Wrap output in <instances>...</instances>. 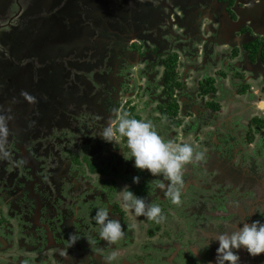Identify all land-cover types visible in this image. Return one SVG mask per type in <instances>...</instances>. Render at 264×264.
Returning <instances> with one entry per match:
<instances>
[{
    "label": "rangeland",
    "instance_id": "1",
    "mask_svg": "<svg viewBox=\"0 0 264 264\" xmlns=\"http://www.w3.org/2000/svg\"><path fill=\"white\" fill-rule=\"evenodd\" d=\"M98 1L101 0H52V2H50L49 4L46 2V0H21L20 3L25 4V11L27 10L29 12V15L27 17H24L22 15L23 12H21L24 10L22 6L20 7V9L11 6L15 2V0H0V88H2L4 92H7V89L5 88V85L7 83V69L4 66H6L7 59L11 58L15 61L16 65H20L19 77L16 78L19 87L18 85L13 86L17 89L19 88L22 91L23 96L22 98L18 96L17 99L24 100V103L27 102L28 107L30 108L29 110L21 109L18 115H16L14 118H10L11 121L18 120L19 123L24 124V120L22 119V117L28 115V117L31 118L30 120H28L27 126L25 125L24 129L27 130L28 128L33 127L31 125L33 122L38 123L39 121H43L45 119L44 113L40 110V107H42L44 104L50 105L52 107H57L54 109H59V111L61 112L60 116L63 119V122L61 121L59 123V126L57 127L62 128L61 131H67L65 138H61V140L55 137L53 138L55 149L47 144L45 138L40 139L42 142L40 140H35L34 145L29 148V152L33 154L34 158L36 159V164H38L36 171H40L39 179L42 176L47 179L49 176L51 177L60 169V171L62 172V168L64 167L63 163L69 162L71 166L72 163L70 162V159L73 158L72 156L74 155V147L80 148L87 146L89 149L91 148V150H95V155L102 160L103 167L108 172H110V175H115L119 172L120 169H122L120 174L116 176V179L115 177H113L114 179L112 177L106 178L104 179V182L102 184L103 186L99 185L100 188L96 187L95 192L97 193V196L95 195V197L101 202L102 212H100L95 217V221H98V223L96 224L99 225V227L96 228L95 232L99 234V236H109L108 234L110 232H114L112 237V243L114 245H118V242L123 243V246L127 247L132 256L135 255L134 252L138 255L140 254L139 256L143 258L145 262H147V264H164L166 256H171L175 254L176 251L179 252V250H177V244L172 240L175 236L184 235L185 238L181 240L182 243H196L200 240V233L198 230L199 228L201 229L200 226L202 225V223V227H204V224H206L204 222L206 221H213L215 223V219H213L210 214L212 215V212L214 213L217 211H222L223 209L221 207L223 205L215 202L213 203V205H215L216 207H212V212H209L207 209V201H210L215 197L220 198L222 196H226L227 191L231 192L232 195L237 196L241 194L247 195L249 192L251 196H253V191L240 192L241 190H248V188H241L240 190V188L237 187L238 192L235 193L233 187H218L217 185H214L215 180H212V177L208 176L207 172L204 171L202 177L197 178V181L195 183L193 182V184L190 186L185 185L186 179H184V182H182L184 176L177 177L174 181L175 187L169 189L170 192L181 190L184 191V200H181V204H177L178 207L182 206L180 208H182L184 215H181V217L183 218L179 219L178 221L167 222L161 215H154V213L157 212L154 211L153 213V208H155L154 205L157 206L156 203H158V206L161 207H174L176 204H174V201L171 199L173 198V194H160L157 193V191L153 190L154 192H152V197H144L147 198L145 199L143 206L145 210L135 209L136 205H134L133 202H141V200H139L140 196H142V193H145L151 186V180L155 172L150 171V169H154L152 167L159 162L156 159L157 156L153 157L152 155H146V153L142 154L143 152L141 149L148 150L151 149V147L161 146L160 141L157 140L156 137L164 138L163 134L169 137V133H165L166 131L164 132L163 129H166V126H170L168 123H166V120H162L160 122L156 121V118L161 115V112H158L156 110L159 103L153 99L154 97L152 95V92L145 91L147 90V88H145V90L143 89L144 85H141L143 81L137 79V75H135V73L139 71L140 67V64H137V61L135 62L133 67L135 77L132 76V74L127 75L128 61L124 60L123 58L129 57L130 54L126 51L120 53L121 47L117 42V36H114L115 34L113 33L108 34L106 27H103L105 26V23L101 18V14L105 15V13H102L103 11H100L99 13L101 14H97L98 10H96V5L100 4L98 3ZM116 1L118 2L120 0ZM136 1H138L140 5L144 4V7L142 9H139L138 7L139 10L136 13L132 14V19H128L130 20V23L126 22L125 24L132 25L131 27H134L135 24L133 23L135 20L136 25H140L142 31L135 29V25L134 30H136L137 33L134 35V38L130 40L129 46H133L135 42H139L141 45H138L136 48L140 50L141 46L142 48L144 46L142 45L143 41H141L144 38L147 41V46L145 48L147 50H150V44L154 43L151 39L147 40L145 38L146 35H143V33L148 30L147 28H150V25H156V21L160 20L161 18V13L155 10L156 6L150 7L149 5H153L155 2H159V4L161 5L162 0ZM169 1H172L171 5H174L173 8H171L169 2H167L169 7L167 8V10L171 9L170 13L162 7H160V9L164 10L162 15L170 14L171 24H173L175 27L176 21L174 18L178 17V15L181 13V10H176L179 8L180 4H184L185 0ZM193 7L194 5H192L191 8ZM45 8L47 9V14L46 18H43L44 23L41 24L40 21L38 22L37 17L34 16V11L38 9V11H42L41 14H44V11L46 10ZM118 13L120 15L121 11H118ZM181 14H183V12ZM127 17L128 16H126V18ZM166 17V22L169 23V18L168 16ZM153 18L154 20L153 22H151L150 20ZM150 22L152 24H150ZM208 22L209 20L203 19V16L199 17V21H194L195 25H197L199 29L198 32L194 31L195 36L199 40H202L203 38V42L201 43V45L199 44V47L195 45L194 47L191 46L190 49V46L186 44V41L183 40L182 42L181 40L185 39L184 37L188 38L190 36V33L188 30L186 32L181 30L179 34L182 38L180 37V39L177 40L176 34L174 35V37L172 36V38L170 37L168 39L169 43L172 44L170 48L171 50L164 51L165 55H163L161 59L178 52V54L182 58L184 57L183 59L186 61L185 65L179 66V69H181V73L184 72V70L186 71L187 66H189L187 65L188 62L196 63L197 59L199 61L209 63L213 60L214 63H208L210 65L209 69H213V72L223 71L222 73L219 72L221 75H225V73H228V71H233L231 76H233V74L235 75L236 73L237 76L235 78L245 77L246 74L250 73V70L252 69L250 67H257L259 70L264 69V67L261 68L260 65H257L252 60H248L242 52L237 54L236 56L231 55V52L229 53V50H231L229 49V47L231 48V46L235 44L233 43L235 41L232 39V35H223L222 33L219 34L216 29H211V31L208 30L206 27ZM58 23H63L66 25V27L65 25L62 26L63 29H60V34L61 36L66 37V39H68V41L70 42L69 50H67L66 47L59 46L56 43V40L58 39L56 36H59L57 35V30H55L54 28H46L49 27V25L56 26ZM44 24L45 26H47L44 27ZM170 28L167 30V32L172 31ZM194 28L195 27L193 26V29ZM190 29L193 30L192 28ZM134 30H131L130 32H134ZM241 31L242 30L239 28L237 30H231L229 32L238 34V36H243V32ZM23 32H25V37L27 36V38L33 39L30 46H28L29 43L24 40L23 36L17 35L16 38L11 36L12 40L10 38L11 34H21ZM253 33L255 35L257 34L255 32ZM152 35L157 36V33L153 31ZM79 37L84 38V41H81ZM15 40L18 42H16ZM225 40H229L228 43H225ZM109 44L112 45V49L102 48L103 46H110ZM155 46L154 48L156 50L161 49V47H158V45ZM26 49H28L26 54L27 58H24V60H19L18 54L22 51L24 52ZM198 49H201L202 51L200 53V56H196V54L198 53ZM110 50H113V52H110ZM105 55L108 56L107 63ZM185 56L189 57L186 58ZM62 57L68 59L67 67L62 68V64L60 63ZM81 60L82 64H80ZM55 63L61 65V67H57L60 71L55 69ZM72 63L75 64L79 70H84L86 72L89 71L91 76L89 75V77H87L82 72L69 68ZM111 63L113 64L112 69ZM105 66L108 72H104L102 75H100V73H102V70L105 69ZM159 69L161 71H164L163 66L159 67ZM238 71H240L241 73H238ZM58 72L59 74H57ZM69 72H74L80 75V78H76V81L74 82L75 85L68 82V80H74V77H68ZM189 72L192 73L189 74ZM60 73H62L65 80H62L60 78ZM187 73L189 74V76L194 74V72L190 69L187 70ZM188 74H186V88L183 92L179 93L180 98L178 97L179 102H181V109L186 107L188 108V105L186 104L188 102L191 103L190 100L195 104L203 102V100L196 97L197 90L192 87L197 84V81H194L190 77H187ZM213 74L216 75L217 73ZM260 75L263 79L264 74L260 73ZM146 76L149 77L150 75H145L144 78ZM115 78H118L117 80L119 83H121L120 85H122V89L118 87L117 84L113 83V79ZM132 78H135V87L133 89H129V86L125 87V85L128 82H131L130 79ZM221 78L223 80L225 76H221ZM232 79L233 78H227L226 81L229 82L232 81ZM12 80L13 82H15V77ZM155 80L157 81V79ZM145 81H147V78H145ZM145 81L143 84H146ZM10 85H12V83ZM131 85L132 87L134 86V84ZM251 85H255V83H251ZM157 87L159 91L156 92H162L160 83L157 85ZM220 87L223 89H220L219 93L223 95L224 99H226L228 102H231L224 105V110L222 109L221 111H225L226 113H229V115H231L232 111L235 109H239L240 106L233 100V97L231 96L232 92L225 89L224 82H221ZM119 88L121 92L124 90L126 92L122 93V97L119 99L121 102L119 104L120 106L118 110L114 112V117L111 118L110 125H108V131L113 135V137H122L125 143L124 146L129 147L132 144L133 146L137 145V147L141 148L136 152V154H134V148L131 146L133 150L129 148L127 156H124V154L120 152L122 146H120L119 142L116 140L113 141L109 134L106 131H103L105 124V113L102 107L107 104V99L109 101L112 100L110 96L112 95V93H118ZM257 89L255 88V90ZM132 90L134 91V95L131 94ZM127 92L128 94H125ZM97 93H100V100L95 102L94 96H96ZM10 96L13 97V95ZM11 106L12 104L7 107L8 114L15 113L17 111V104L14 105V108L10 109ZM131 107H136V111L140 113L144 121L141 125H138L135 128H126L122 126L123 118L125 117L126 113L129 112ZM260 107L264 109V103H261ZM1 108L4 109V105L1 104ZM188 109L191 110L190 107ZM198 110L199 107H196V111ZM30 112L33 113L29 114ZM214 114L216 116V113ZM214 114L204 111L200 116L196 115L195 117H189L184 114V110L181 111L179 118L183 119V127L181 128L182 125L178 127L175 126V129L179 128L180 130L181 128L184 133L188 129L191 132L195 130L197 133H201L198 136L199 139H196L194 137V141H196V143H199V145L196 146L195 142L190 138H188V142H186L185 140L180 141L182 138H184V133L181 131L178 132V130L176 129V141L174 144H172V146L167 147V149L169 153H174L175 155H178L180 152H184V154H182V157L181 155L177 157L182 158L181 161L183 162V164L175 161L173 163V167L177 168V165L179 163V167H185L188 163H190V160L187 159L192 157V155L196 154V156H193L192 158L193 160H198V156L207 152L210 146L208 148L207 146H204L205 140L203 139L202 134L204 132V127H206V125L211 122L212 128L216 132L209 129L207 132L205 130V132L208 134H212L214 132V134L218 135L217 143L213 145V148H217L218 150H222L223 148L225 149L224 152L222 151L217 153L219 156V160L223 158V160L226 161V157H229L228 161H231L234 157L233 149H241V155L247 160L245 162V166L249 168L250 172L252 171L254 174H258L257 176L260 179V182L261 180H263L264 184V133L259 132L260 130H264V128L259 129L260 126L255 124L256 128L254 126H250L249 133H240V135H238V138H232L230 140L229 138L223 137L221 139L218 131H221L223 135H227L230 133L229 129L231 128H237L240 130L248 129V124H246L247 118L243 117L242 115H239V117L230 118L228 117V114H222L218 117L216 116L215 118ZM253 115L255 114L250 113L251 117ZM52 117L57 118V112L53 113ZM218 119L221 121L222 126L217 128V126L214 125V122L218 123ZM8 126H10L9 123L4 125L0 118V162L4 164V166H2V168L4 169V173L0 175V189L8 190L5 192H1L3 199L7 197L13 198V196H16L15 193H17L16 188L18 185V181H21V179H18L17 176L11 179V177L7 176L6 173L15 175L16 172H23L24 169H26V166L22 165V161H20L18 158L16 159L12 154L13 149L11 143L13 138L17 136L18 131L14 129V132L10 133L9 140L5 141L3 138V136L5 137V135H9V129L7 128ZM18 129L22 130L21 126ZM40 129L41 128L38 127L37 133H39ZM61 131L59 132V134H61ZM80 133H82V135ZM77 134L82 138L85 137V139L84 141L76 142L74 143V145H72L71 139ZM125 134L128 135L125 136ZM254 135H256V138L254 137ZM93 137L96 139H94ZM86 138L90 142H88ZM137 140L139 142H136ZM166 140L169 139L167 138ZM230 142L232 143V145ZM240 142L241 145L238 144ZM98 147L101 148L100 150H103L106 155L100 154ZM187 147H191L194 152L190 154V157H188L185 152V149H187ZM201 148L202 150H205V152H200ZM65 149L70 150L69 152L71 153V156L67 155L69 152L63 154L65 152ZM95 155H93L94 159H96ZM238 155L240 156L239 153ZM255 158L257 159V162ZM80 159L81 157L77 159V163L80 162ZM138 159L140 161L137 162L136 160ZM241 159L244 158L241 157ZM232 162L234 163V161ZM134 163L138 166L137 171L130 170L131 167H134ZM161 167L165 170L169 169V165L167 163H165ZM256 167L258 168L256 169ZM27 169H29L28 166ZM123 169L126 171H123ZM32 172L36 173L35 171ZM72 173L75 174V172ZM168 174L169 171H167L165 175ZM90 176L92 177V175ZM142 177H145V180L140 185V182L138 184H135L138 188L134 190V183H137ZM94 178H96V176ZM111 181L114 182L111 183ZM44 182L48 184L50 180H46ZM112 184L115 185V191L112 190ZM208 186H211L212 188H209ZM63 187H66V184L64 185V183L62 182H53L48 188L43 190L42 195L48 197L50 201L48 204L49 206L46 208L52 210L54 207H57L55 212L58 211L57 219L59 220V222L53 224L51 230L59 240H68V238H65L67 230L65 228V219L66 221H72V218L75 216L77 217L76 214H79L78 212L79 208L82 207V201L90 200L88 199L86 192L83 189H80L78 190V192L73 194L72 192H66L64 197H62L63 203L60 202L59 205V188L61 190ZM258 188L260 190V193H262L263 195V185H260ZM110 189L112 191H110ZM129 190L131 191L129 192ZM139 190L142 191L141 194ZM108 192L111 193V197H108ZM126 192L129 193L127 194ZM61 193L64 194L63 192ZM88 193L94 192H91L89 190ZM116 199L119 201L121 206L118 205V209H116V211L111 210V208L109 209L112 203L116 202ZM148 199L150 201H148ZM232 203H235L236 206H238L234 199H232ZM242 203L246 206L252 205L249 201L246 200H242ZM34 204L33 201L28 198L18 199L19 209L22 207L28 209L30 207H33ZM256 205L258 206V208L264 207V201ZM232 206L234 205L232 204ZM19 209H16L12 213V215L15 216L16 214H18ZM168 213L176 215L173 210L168 211ZM115 214L116 217H114ZM245 217L249 218L248 211L245 213ZM235 218L238 219L237 217H234V219ZM91 219L94 218L88 216V218L86 219L84 231H88L87 229L90 228L89 224ZM192 219H194V221L190 226L187 224V221L191 223ZM253 219L254 221H251ZM231 222L235 223L234 220H231ZM246 222H248L249 224L244 229L252 228L253 230L250 237L258 236V234L263 235V232L259 227L260 221L258 220V218H251L250 216V218ZM4 223L5 222L0 220V226ZM20 223L21 219L17 215V219L15 218L10 227L8 222L0 227V234L8 238L9 242H12L13 246L10 249L15 250L12 253L8 252L9 250H2L5 255H0V264H12L15 261L19 263L22 262V257L17 252V249L21 248L17 245L19 243L18 238L20 237ZM220 224H218L217 226H220ZM101 225H103V227H100ZM165 225L169 228L167 227L165 229ZM208 226H210V223L205 225V227ZM165 232H168L169 234L167 235L165 234ZM200 232L202 235H204L205 233L203 229H201ZM85 240H87L88 243L89 239L85 238ZM0 243H2L1 240ZM68 244L71 245V240H68ZM5 247H7V245ZM93 248L94 246L89 244L84 245L82 248L80 247V252L82 254L83 260L86 259V257L89 255V252L92 251ZM96 250L98 252L104 253L106 259H111L114 256L115 251L114 248L110 246L103 247L102 244L100 246V249ZM30 253L25 257L26 259L22 262V264H47L46 256L48 254H46L45 249L42 248L40 249V251H34L32 254ZM223 256L225 260L227 254ZM220 257L222 256H219V258ZM50 258L51 260L53 259L52 256H50ZM54 264L60 263L55 260ZM220 264L228 263L227 261L224 262L222 260Z\"/></svg>",
    "mask_w": 264,
    "mask_h": 264
},
{
    "label": "flooded vegetation",
    "instance_id": "2",
    "mask_svg": "<svg viewBox=\"0 0 264 264\" xmlns=\"http://www.w3.org/2000/svg\"><path fill=\"white\" fill-rule=\"evenodd\" d=\"M192 5H194L193 7L194 9L191 8ZM179 8L181 10V13L183 12V14L180 13L178 15L179 16L178 18L180 19L181 24H182V30L185 32L188 30L190 33V36L188 38L184 37L185 39H182L181 41L182 42L183 40L186 41V44L190 46V49H191V46L194 47L195 45L199 47L201 43L203 42V38L202 40H199L194 34V31L196 32L199 31L198 26L195 25V23L197 22L194 23V21H199L200 16H203V19L209 20L206 26L208 30L211 31V29H216L217 32H219V34L222 33L223 35L224 34L232 35L231 37L235 41L233 42L235 44H233L231 48L229 47V49H231L229 50V53L231 52V55L236 56L237 54L242 52L248 60H252L249 57L248 51L250 50L247 49L246 46L256 40L264 41V0H185L183 5L182 4L179 5ZM155 10L157 11L158 9H155ZM58 24L56 25L57 27L52 26L50 29L54 28L55 30H57V35L59 36H56L58 38L56 40V43L61 46V41L65 40V38H61L63 37L60 34V29L62 30V25L61 24L58 25ZM158 24L156 23L155 26H158ZM193 26L195 27L194 29H193ZM190 28H192L193 30H191ZM239 28L242 30L241 32H243L242 33L243 36H238V34L229 32L231 30H237ZM235 32H240V31H235ZM253 32L257 34L255 35ZM156 33H157V36L148 34V36L145 38L147 40L151 39L155 45H158V47H161L160 50H156L154 48L155 46L154 44H150L151 49L147 50L145 48L147 46V41L144 38L141 40L144 43V46L141 51L138 49L134 51V48H132L131 50L130 49L126 50V52H128L131 55V58L133 59L132 63H130V66L127 67V75L132 74V76H134V69H133L134 56H136L137 63L140 62L141 67H139V71H137L136 72L137 74L135 73V75H137L138 80L140 79L141 81H143L141 83V85H144L143 89L145 90V88H147V90L145 91L152 92V95L155 99L161 98V94L163 92H156V91H159L157 85L160 83L162 86V78L158 76L160 75L159 72H161V70L159 68L154 69V66L156 67L160 65L163 66L164 60L168 56H166L163 59H161V57L165 55L164 51H170L171 50L170 48L172 46V44L169 43L168 39H165V36L162 37L161 30H159V32L157 31ZM171 33L175 35L177 34L176 31L175 32L171 31ZM180 37L181 36L179 34V38H177V40H179ZM117 38H120V37L117 36ZM119 42L122 44V41H119ZM120 52H123V49ZM201 52H202L201 49H198V53L196 54V56H200ZM128 58L129 57H125L124 59L129 61ZM183 58L180 56V64H179L180 66H183L186 64V61ZM252 61L255 62L257 65H260L261 68L264 67V60H262L261 58H258ZM208 63L209 62L199 61L198 59L196 63L188 62L187 65L189 66H187L186 71L184 70V72L181 73V75L183 76L185 85H187L186 83V74H188L187 70L190 69L194 72V74L191 76H189V74H191L192 72L191 73L189 72L187 77H190L192 80L197 81V84L192 87H194L197 90L196 97L203 100V102H199L198 104H196V106L199 107V110L209 109L206 105L207 98L205 99V98H201L200 96H198V92L201 90L200 82H205L207 78L214 77L213 69H209L210 67L209 64L214 63V62L212 60L209 64ZM18 67H20V65H18ZM250 68H252L250 70V73L246 74L245 77H238V78H235L237 76L236 73L235 75L233 74V76H231L233 71L230 72L227 70L228 73L224 72L225 75L220 74L223 71L222 72L218 71L215 77V86L217 87V92L211 94V97L215 98L216 101L220 103V110H214V112L212 110L211 112V114L216 113V116L218 117L223 114L221 110L222 109L224 110V104L227 101L226 99H224L223 95L219 93V90L223 89L220 87V84L221 82H224L225 89L232 92L231 96L233 97V100L240 106L239 109L233 110L231 115H229V113H226V114L229 115L228 117H231V116L239 117V115H242L243 117L247 118L246 124H248V129L246 130H240L237 128L229 129L230 131L229 134H233L235 137H238L240 133H243V134L249 133L250 126H252L250 122L253 121L255 117L264 118V109L260 107V104L264 103V98L261 97V96H264V78L262 79V76L260 75V73L264 74V69L259 70L257 67H250ZM18 71L19 69L13 75V78L15 77V82L11 80L12 84H15L17 82L16 78L19 77ZM239 72L240 71H238V73ZM143 75L144 76L150 75L149 77L147 76L145 77L147 78V81H145V78ZM221 76H225V78L222 80ZM227 78H233V79L232 81L227 82L226 81ZM117 79L118 78L113 79L114 80L113 83L117 84L118 87L122 89V85H120L121 83H119ZM155 79H157V81ZM130 81L131 82H128L125 85V87L129 86V89L130 88L133 89L135 87V78L130 79ZM144 81L146 82V84H143ZM251 83H255V85H251ZM131 84H134V86L132 87ZM254 86L256 89L257 88L258 89L255 90ZM120 88H119L118 93H112V95L110 96L112 98L111 101H109L108 99L106 100L107 104L105 105L104 108H106L110 114H113L115 111L118 110L120 106L119 104L121 103L119 99L122 97V93L126 92L125 90L121 92ZM125 94H128V92ZM131 94L134 95L133 90ZM99 96H100V93H97L96 96H94V99L95 97L98 98ZM177 96L180 98L179 92L177 93ZM209 99L210 97L208 98V100ZM245 101L248 103H246ZM228 103H231V102H228ZM10 104H12L10 108L12 107L14 108V105L17 103L14 102L10 98L7 106H9ZM18 113H19V110H17L14 114L18 115ZM250 113H254L255 115L251 117ZM10 118L11 117H8V116L5 118L1 117V120L4 125L8 123L10 125L7 127L9 129V135H5V137L3 136V138L5 141L9 140L10 133L14 132V129L18 131L17 136L13 138L12 143H11L12 149H13L12 154L14 155L16 159L18 158L20 161H22V165L26 166L25 167L26 169H24L23 172H18V173L16 172L15 175H12V174L10 175V173L9 174L6 173V175L10 176L11 179L17 176V178L21 179V181H18L17 179L18 181V185L16 188L17 193H15L16 196H13V198L7 197L3 199L1 192H5L8 190L0 189V220L5 222L3 225H5L6 222H8L9 227H10L11 223L14 222L15 218L17 219V215L21 219V223H20L21 226L19 229L20 237L18 238L19 243L17 244L21 248L17 249V252L22 257V260L24 261L26 259L25 257L28 256L30 252H31L30 254H32L34 251H40V249L43 248L46 250V254L53 257V259L51 260L50 256L48 255L46 256L47 264H54L55 260L57 262L58 260H62L64 264H97V263L98 264H147V262L143 263L144 259L139 256L140 254L138 255L137 253L134 252L135 255L132 256L131 253L128 251L127 247L123 246V243L118 242V245H114L112 243L113 242L112 237H113L114 232H110L108 234L109 236H99V234L95 232L96 228L99 227V225L96 224L98 223V221H95L96 219L95 217L100 212H102L101 202L100 200H97L95 197V195L97 196V193L95 192L96 187L100 188L99 185L103 186L102 184L104 182V179L106 178L115 177L116 179V176L120 174V172L122 171V169H120L119 172L116 173L115 175H110V172H108L103 167L102 160L99 157H97V160H95L96 162L95 164L97 165L98 170L92 172L93 173L92 175L94 177L96 176V178H94L93 176L92 177L90 176V174L86 170L87 165L84 164V166H82L84 173L81 172L82 173L81 174L80 169L76 168L77 169L76 173L78 176L77 181H73V179L71 178L62 180V183H64V185L66 184V187H63L61 190L59 188V192H60L59 205H60V202L63 203L62 197H64L66 192H69V193L72 192L73 194V193L78 192V190L80 189H83L86 192V195L90 201H87V200H83L84 202L82 201V207L79 208V212H78L79 214H76L77 217L76 216L73 217L72 221H69V220L66 221L65 219V228L67 229L65 238H68V240H71V245L68 244V240H64V239L59 240L56 237L54 232L51 230V227L53 224L59 222V220L57 219L58 211L55 212L57 207H54L52 210L46 208L49 206L48 204L50 201L48 197L42 194H43V190L48 188L51 183L53 182L61 183V182L56 181L55 174H53L51 177L49 176L47 179L44 176H42L39 179L40 171L36 172L38 164H36V159L34 158L33 154L29 152L28 150L27 153L29 154V159H27L26 153L23 152L24 154H21V152L18 150V147H19L18 143L20 140L30 141L34 145V141L40 140L41 138H45L47 144L52 146V148H54L55 144H54L53 138L54 137L56 138V136L55 134H51V133L48 134V129L45 128L46 124L43 125L42 121H39L38 123L33 122L31 124L33 127L25 130L24 129L25 125L27 126V123H28L27 120L24 121V124L23 123L21 124L19 123L18 120L10 121L11 120ZM105 119H106V113H105L104 121ZM214 125L217 126L218 128L222 126V123L219 120L218 123L214 122ZM20 126L23 127L22 130L18 129ZM253 126L256 128L255 125ZM38 127L41 128L39 130V133H37ZM104 127H106V132L109 134V136L112 138L113 141L114 140L117 141L118 139L119 144L124 142L122 137H118V136L113 137V135L107 129L108 125L106 124V122L104 124ZM163 131L164 132L166 131L165 133H169V137H171L173 134L177 135V131L175 128L174 129L170 128L169 130L163 129ZM163 137H164L163 138L164 141H168L166 140L168 138L167 135L163 134ZM156 138L157 140L160 141V145H162L163 142L160 140V137H156ZM18 139L19 141H17ZM136 142H139V141L137 140ZM131 146L134 148L135 154L139 149H141L137 147V145L133 146L131 144L129 147L123 146L121 149L119 148L120 152L126 153L128 152L129 148L133 150ZM159 148L161 149L164 148L162 150L163 154L168 153L167 147L160 146ZM100 149L101 148L98 149L99 153L106 155L104 151ZM141 150L143 152L142 154L146 153V155L149 156L146 149L145 150L141 149ZM84 151H87L88 153H90L89 155H92V156L93 154L95 155V150H91V148L90 149L87 148V150H84ZM16 153L18 156L16 155ZM74 154H78V153H74ZM156 159L159 162L155 166L152 167L154 169H151V171H155L153 174L152 180H151L153 183L154 182L157 183L158 179L160 178H165V179L168 178L167 175H165L168 170H165L161 167L163 163H167L163 159L162 154ZM2 166H4V164L0 162V170H1L0 175L4 173L3 172L4 169L2 168ZM27 166L29 167V169H27ZM32 171H35L36 173ZM79 174H81V176ZM46 180H50V182L47 184L44 182ZM153 186H156V185H153ZM89 190L94 193H88ZM61 192H63L64 194H62ZM147 196H149L147 198H150L152 197V194L147 195ZM20 198H28L33 201V204L34 203L35 204L33 207H30L28 209L24 207L19 209L18 199ZM147 198L139 199L141 200L142 203L139 201H134L133 203L134 205H136L135 209L144 210L143 206H144L145 199ZM171 199L174 201V204H176L174 207H170V208L161 207V206H158V203H156L157 206L154 205L155 208H153V210L155 212H158L157 214L159 216L161 215L163 219L166 220L167 222L168 221L170 222L178 221L179 219L183 218L181 217V215H184L182 208H180L182 206L180 207L177 206V204L182 203L180 200V197H178L177 199H174V198H171ZM212 200H215V198L211 199L210 201H207V208L209 209L214 207L210 205V202ZM148 201L150 200L148 199ZM118 205L121 206L119 201L116 200V202L112 203L109 209L111 208V210L116 211V209H118ZM16 209H19V213L13 216L12 213ZM171 210H173V212L176 213V215H172L168 213V211H171ZM241 211L243 213L247 212V210L245 211V208L241 209ZM88 216H91L94 219L90 220V224H89L90 228L87 229L88 231H84L86 219L88 218ZM224 216L226 217V214ZM114 217H116V214L114 215ZM229 217L230 218L219 219V220L215 219L214 221L215 223L218 222L217 224H215L213 221H206L204 222L206 223L204 224V227H202L203 226V223H202L200 227L201 229L205 231V233L204 235H202L200 232L201 229L199 228L198 231L200 233V240L196 243L194 242V243L185 244L181 242V240L185 238L184 235L175 236L172 240L177 244V250H179V252L176 251L175 254L171 256H166L164 260V264H220L222 260L224 262L227 261L228 264L230 263L231 264H264V249H263L264 248V243H263V240H264V208L261 210V212L257 216L258 220L260 221L259 227L261 228L263 235L258 234V236L250 237L253 231L252 228L244 229L249 224L246 221L250 218V216L249 218L244 217V219L242 220L241 218L234 219V216L232 215H229ZM231 220H234L235 223H232ZM193 221L194 219L191 220V223L187 221V224L191 226L193 224ZM251 221H254V219ZM209 223H210V226L205 227V225ZM218 224H220V226H217ZM100 227H103V225H101ZM167 227L168 226L166 225L164 226L165 229ZM165 234L168 235L169 233L165 232ZM85 238L89 239L88 243H87V240H85ZM0 240L2 242L0 243V255L4 254L2 250H5V251L9 250L8 252L10 253L15 251L14 249L13 250L10 249L13 246V244L12 242H9L8 238L0 234ZM86 244L93 245L94 248L92 251L89 252V255L86 257V259L83 260L82 254L80 252V247L82 248ZM101 244L103 247L110 246L114 248L115 250L114 256L111 259H106V256L104 253L98 252L96 250V249H100ZM6 245L7 247H5ZM55 250H63L64 253L57 254ZM225 254H227V256L224 260L223 255ZM219 256H222V257L219 258ZM12 264H15V262Z\"/></svg>",
    "mask_w": 264,
    "mask_h": 264
},
{
    "label": "trees",
    "instance_id": "3",
    "mask_svg": "<svg viewBox=\"0 0 264 264\" xmlns=\"http://www.w3.org/2000/svg\"><path fill=\"white\" fill-rule=\"evenodd\" d=\"M21 1V0H20ZM20 1L19 0H15V2L11 5V6H13L14 8L16 7L17 9H20V7L22 6L23 8H24V10L23 11H21V12H23V16L24 17H27L28 15H29V12L26 10L25 11V4L23 3V4H21L20 3ZM46 2L47 3H49L50 4V2H52V0H46ZM113 0H101V1H98V3H100V4H97L96 5V10H98V13L97 14H101V13H99L100 11H102L103 9H104V11H105V15L104 14H101V18L104 20L105 18H107L108 17V15H109V13L111 12V11H113V10H110V9H115V6L114 7H112V5H113ZM169 2V4H170V6H171V8H173V6L174 5H171V3H172V1H168ZM150 7L152 6V7H155L156 6V9H158L157 11H159V13H161L160 15H161V18H160V20H157L156 21V23L158 24V22H159V24H158V26H154L151 22H153V20H154V18L153 19H151L150 21V24H152V25H150V28H147L148 30L146 31V32H144L143 33V35H146V37L148 36V34H151L152 35V32L153 31H155V32H159V30H161L162 31V35H163V37L165 36V39H169L170 37L172 38V36L174 37V35L175 34H172L170 31H168L167 32V30L169 29V24H170V22L169 23H167L166 22V20H167V15H165V14H163L162 15V13H163V9H160V4H159V2L158 3H154L153 5H149ZM138 7H139V9H142L143 7H144V4L143 5H140V3H138V1H136V0H120V4L119 5H117V9L119 10V8L123 11H128L129 13H131V14H134V13H136L139 9H138ZM13 8V9H14ZM46 9V8H45ZM15 10V9H14ZM170 10L171 9H168L167 11L170 13ZM180 10V8H178L176 11H179ZM45 13L44 14H41L42 13V11H38V9H36L35 11H34V16H36L37 17V19H38V22L40 21V23L42 24V23H44L43 22V18H46V14H47V9L44 11ZM104 13V12H103ZM133 16V15H132ZM179 17V16H178ZM178 17H175L174 19H175V21L177 22V23H175V27H174V32L176 31L177 32V38H179V33H180V31L182 30V24H181V21H180V19L178 18ZM134 18H135V16H134ZM158 18V17H157ZM122 21L124 20V18H123V16H122ZM122 21H119V22H117L118 23V25H120L121 27V29H120V32H122V35L125 37L126 36V34L128 33V32H126L127 31V28H128V26H125V24H123L122 23ZM125 22H129L130 23V20H128V21H125ZM105 23V22H104ZM133 24H136L135 23V20H134V23ZM62 25V24H61ZM111 25V24H110ZM47 26V25H46ZM45 26V24H44V27H46ZM53 25H49V27H46V28H48V29H50L51 27H52ZM124 26V27H123ZM130 26H132V25H130ZM157 27V28H156ZM156 28V29H155ZM62 29H63V27H62ZM126 29V30H125ZM138 29L140 30V31H142V29H141V26L139 25L138 26ZM17 33V32H16ZM170 33V34H169ZM25 32H23V33H21V34H11L10 35V38H11V40H12V37H14V38H16L17 37V35H19V36H23V38H24V40L27 42V43H29L28 44V46H30V44L32 43L31 41L33 40V39H31V38H27V36L25 37ZM52 35V34H51ZM142 35V34H141ZM12 36V37H11ZM119 37H121V36H119ZM127 37V36H126ZM62 38V37H61ZM63 38H65L66 39V37H63ZM83 39V41H84V38H82ZM16 41V40H15ZM67 42H69L68 41V39L66 40ZM16 42H18V41H16ZM119 43V45H120V47H121V50L123 49V51H126V50H128V49H132V48H134V51L137 49L136 47L138 46V45H141L139 42H136V43H134L133 44V46H129V45H127L126 43H124V42H122V44L120 43V42H118ZM17 44V43H16ZM59 45V44H58ZM110 45V44H109ZM142 45H144V43L142 44ZM60 46V45H59ZM111 46L112 45H110V46H106V47H104L103 46V48H107V49H112L111 48ZM247 47V49H249L250 51H248L249 52V57L252 59V60H256V59H258V58H261L262 60H264V41H262V40H256V41H254V42H252V43H250L249 45H247L246 46ZM245 47V48H246ZM141 49H142V46H141ZM141 49H140V51H141ZM67 50H69V48H67ZM27 51H28V49H26L24 52L22 51V52H20L19 54H18V59L20 60H24V58H27V56H26V54H27ZM64 52H67V51H64ZM110 52H113V50H110ZM121 53V52H120ZM237 53V52H236ZM31 54V53H30ZM30 54H29V56H30ZM135 54V53H134ZM105 58H106V63H107V58H108V56L107 55H105ZM110 58V57H109ZM124 59V58H123ZM129 61H128V67L130 66V63H132V61H133V59L131 58V55L129 56ZM125 60V59H124ZM26 61V60H25ZM137 61V58H136V56H134V64H135V62ZM91 62V61H90ZM5 63V62H4ZM60 63L62 64V68L63 67H67V63H68V59L67 58H65V57H62V60L60 61ZM79 63V62H78ZM84 63V62H83ZM56 64V66H55V69H57V70H59V68H57V67H61V65H59L58 63H55ZM80 64H82V60H81V63ZM137 64H140V62H138ZM180 64V56H179V54L178 53H173V54H171V56L169 55L167 58H165V60H164V63H163V67H164V71H161V72H159L160 73V75H158L159 77H161L162 78V94H161V98H153L154 100H156L158 103H159V105H158V107L156 108V110L158 111V112H161V115H159L158 116V118H156L157 120L156 121H158V122H160V121H162V120H166V123H168L169 124V126L170 127H178V126H181L182 125V123H183V119L182 118H179L180 117V113H181V111L182 110H184V114H186L187 116H192V113L189 111V112H186V111H188L187 110V107L186 108H184V109H181V107H180V103L181 102H179V98H178V96H177V93L179 92H183L184 91V89L186 88V85H185V82H184V80H183V76L181 75V70L179 69V65ZM112 63H111V69H112ZM141 65V64H140ZM25 66H26V64H25ZM7 70V74H6V77H7V83H6V89H7V92H4L3 90H2V88H0V118L2 117V118H5V117H11V118H14L17 114H14V113H9L8 114V112H7V104H8V101H9V99L11 98L14 102H16L17 103V110H21V109H26V110H29L30 108L28 107V104H27V102L26 103H24V100H22V99H17V97L18 96H20V98H22V96H23V94H22V91L18 88H16V87H14L13 85H18V83L16 82L15 84H12V85H10L11 84V80H12V78H13V75H14V73L20 68V67H18V65H16V63H15V61L13 60V59H11V58H9V59H7V62H6V66H4ZM114 67V66H113ZM141 67V66H140ZM159 67H161V66H154V69H158ZM18 68V69H17ZM69 68H72V69H75V70H78V71H80V72H82L85 76H87V77H89V75L91 76V74L89 73V71H84V70H79L78 69V67L75 65V64H71L70 66H69ZM145 68V67H144ZM54 70V69H53ZM60 71V70H59ZM19 72V71H18ZM104 72H108L107 70H106V66H105V69H103L102 70V73H100V75H102ZM57 74H59V72L57 73ZM60 78L62 79V80H65L64 79V77H63V75H62V73H60ZM68 77H74V80H68V82H70L71 84H74L75 85V81H76V78H80V75H78V74H76V73H74V72H69V76ZM9 83V84H8ZM76 85H78V84H76ZM200 86H201V90L198 92V96H200L201 98H207V103H206V105H207V107L210 109V110H220V103L219 102H217L216 101V99L215 98H213V97H211V94L212 93H216L217 92V87L215 86V77H211V78H207V80L205 81V82H200ZM18 87H19V85H18ZM13 90V91H12ZM76 90H78V89H76ZM12 91V92H11ZM10 95H13V97H11ZM210 97V99L208 100V98ZM261 97H263L264 98V96H261ZM5 99V100H4ZM153 100V101H154ZM2 101V102H1ZM22 103H23V105H22ZM74 103H76V102H74ZM1 104L2 105H4V109L3 108H1ZM13 108V107H12ZM11 109V108H10ZM34 112V111H33ZM33 112H30L29 114H31V113H33ZM136 112V113H135ZM61 112L58 110V112H57V118H59V120H58V123H60L61 121H63V119L61 118ZM30 118L31 117H28V115L27 116H25V117H22V119L25 121V120H30ZM56 118V119H57ZM11 121V120H10ZM17 121V120H16ZM143 118L141 117V115H140V113L139 112H137L136 111V107H131L130 108V110H129V112H127L126 113V115H125V117L123 118V123H122V126L123 127H126V128H131V127H136V126H138L139 124H141V123H143ZM170 121V122H169ZM6 123H8V122H6ZM50 125H51V123H52V120H50ZM46 125H47V122L45 123ZM255 124H257V125H259L260 126V128H264V118L263 117H255L254 119H253V121L251 122V125L253 126V125H255ZM44 125V124H43ZM47 127H48V134L49 133H51V134H55V136H56V138H58V137H61L62 139H64L65 138V135L66 134H63V133H61V136H59V132L58 131H61L62 130V128L60 129V128H58L57 130L58 131H55V130H52L51 129V127H55V126H48L47 125ZM168 127V126H167ZM21 128H23V127H21ZM46 128V127H45ZM47 131V130H46ZM103 131H106V127H104V129H103ZM62 132V131H61ZM125 135H127V134H125ZM48 136V135H47ZM168 137V136H167ZM94 138V137H93ZM94 139H96V138H94ZM168 141H164V139L163 138H161L160 140L163 142L162 143V145L161 146H163V147H169V146H172V144H174L175 143V141H176V139L174 138V139H172L171 137L169 138L168 137ZM17 141H19V139L17 140ZM118 141V140H117ZM119 142V141H118ZM126 142V141H125ZM124 142H122L121 144H120V146H124ZM33 145V143H31L30 141H24V140H20L19 141V143H18V150L21 152V154H24L23 152H25L26 150H24V148H30L31 146ZM54 149H55V147H54ZM70 150L69 149H65V152L63 153V154H65V153H68ZM86 153H87V151H86ZM127 153V154H126ZM126 153H124V152H122V154H124V156H127L128 155V152H126ZM147 153L149 154V155H152V156H157V157H159V154H162V152H159L158 150H154V149H148L147 150ZM156 153V154H155ZM159 153V154H158ZM135 154V153H134ZM67 155H69V156H71V153L69 152ZM94 155V154H93ZM85 156V160H87V161H89L90 163H92V160H94V157L92 156V155H88V156H86V155H84ZM72 157H76V155L74 154ZM96 157V160H97V156H95ZM137 162L138 161H140L139 159L138 160H136ZM171 161H173V159L172 158H169L168 159V162L169 163H171ZM136 163V162H135ZM171 165V164H170ZM137 166V165H136ZM138 167V166H137ZM148 170H149V168H148ZM150 171H151V169H150ZM83 172H84V170H83ZM208 176H210V177H212V175H208ZM178 177H181V176H178ZM199 178V177H198ZM212 179V178H211ZM62 180L63 179H60V182H62ZM213 180V179H212ZM197 181V178L196 179H194V183ZM114 181H111V183H113ZM230 182V181H229ZM143 183V182H142ZM142 183H139V185L140 184H142ZM191 183V182H190ZM204 183H205V181H204ZM231 183V182H230ZM193 183H191L190 185H192ZM232 184V183H231ZM117 185V184H116ZM189 185V186H190ZM214 185H217L218 187H220V186H223V184L222 183H219V182H214ZM151 186H153V182L151 181ZM150 186V187H151ZM150 187L148 188V190L145 192V193H142V191H140L139 190V192H140V194L142 193L143 195L142 196H140V199L141 198H144L145 196H147V195H151L150 194ZM175 187V186H174ZM228 187H233V189H235V186H234V184H232V186H228ZM138 187H136V188H134V190L135 189H137ZM115 189V185L114 184H112V190L113 191H115L114 190ZM111 190V191H112ZM131 190H129V192H130ZM129 192H126V193H129ZM177 193H181V195H179V197H180V200H184V197H183V195H184V191L183 190H181V191H176ZM176 193V194H177ZM107 195H108V197H111V195H110V192H108L107 193ZM178 195V194H177ZM224 197H226V196H222V198H224ZM117 200V199H116ZM118 201V200H117ZM153 213H154V210H153ZM158 213V212H157ZM157 213H154V215H156ZM55 252L57 253V254H60V253H64V251L63 250H55ZM58 263H60V264H64V262L62 261V260H58Z\"/></svg>",
    "mask_w": 264,
    "mask_h": 264
},
{
    "label": "crops",
    "instance_id": "4",
    "mask_svg": "<svg viewBox=\"0 0 264 264\" xmlns=\"http://www.w3.org/2000/svg\"><path fill=\"white\" fill-rule=\"evenodd\" d=\"M79 39L81 41H83L82 37H79ZM66 40L67 39L61 41V46H64V47H68L69 48L70 47L69 46L70 42H67ZM228 41L229 40H225V43H228ZM217 69H219V68H217ZM214 73L216 74L217 71H215ZM214 77H216V75H214ZM90 98H91V96H90ZM94 100H95V102H97V101L100 100V97H98V98L95 97ZM190 102L191 103L188 102L186 105H188V108L189 107L191 108V110L188 109V108H187V110H188V112L190 111L192 113V116L193 117H195L196 115L197 116H200L204 111H207L209 113L212 112V110H210V109H207V110H204V109L202 110L201 109V110L196 111V107H197L196 104L193 103V101H191V100H190ZM226 104H228V101H226L224 105H226ZM104 107H105V105L102 107L103 108V111H105V113H106V119H105L104 122H106L107 125H110L111 118L114 117V113L113 114H110L107 111V109L104 108ZM54 108H57V107H52L50 105H45V104L42 107H40V110L45 115V119L43 121L42 120L41 121H42L43 124H45L47 122V125L48 126H55L54 128L51 127V129L52 130H55V131H58L57 129L59 127H57V126H59V123H58L59 118H57V119L56 118H53L52 115H53V113L58 112L59 109L57 110V109H54ZM221 112L223 114H226L225 111H221ZM192 116H190V117H192ZM232 117L233 116H231L230 118H232ZM50 120H52L51 125L49 123ZM47 125H46V128L48 129ZM160 126H162V125H160ZM182 127H183V125L181 126V128ZM174 128L175 127L171 128V129H174ZM181 128H180V130H179V128H176V129L178 130V132L179 131L183 132L181 130ZM166 129L169 130L170 127H167L166 126ZM208 129L211 130V131H214V129L212 128L211 122L208 123L206 125V127H204V130H203L204 132L202 134L203 139L205 140L204 146H207V148L210 146L209 149L207 150L206 153L201 154L200 156H198V158H197L198 160H196V159L193 160L192 157L193 156H196V154H194V155H192V157H190V154H192L194 152H193V150H192L191 147H187V149H185V152L188 155V157H190V158L187 159V160H190V163H188L187 166H185V167H179L180 166V163L183 164V162L181 161L182 158H180V157L177 158L179 155H181V157H182V154H184V152H182V153L180 152L178 155H175L174 153H169L168 150H167L168 153H164L163 154V151L162 150L164 148L161 149V148H159L160 146H156V147H153L152 148L154 150H158L159 152H162L163 159L169 165V169H168L169 174L167 175V177H168L167 179L160 178V179H158V182L157 183L156 182L153 183V185H156V186H151L150 187V194H152V192H154V191H157V193H160V194L161 193H166V194H169V195L170 194H173L172 197L174 199H177L179 197L178 195H181V193L170 192L169 191L170 188L174 187V181H175V179L178 176H184L182 182H184V179H186L185 185L186 186H189L191 183L194 182V179H196L198 177H202L203 172L205 171V172H207V175H212V179L213 180H215L216 182L222 183L223 186H225L226 188H229L228 186H232V184H234L235 189H233V190L235 191V193L238 192L237 187L240 188V190H241V188H248V190H241L240 192H242V191H246V192L247 191L248 192L249 191H253V196H251L250 192L247 195H242L241 194V195H238L237 196V195H232L231 192L227 191L226 197H224V198H222V197H220V198L215 197V200H212L210 202V205L216 207L215 205H213V203L218 202V204L220 203L221 205H223L221 207L223 210L222 211H217V212H214L213 213L211 211V209L207 208L209 212H212V215L210 214V216L213 219L219 220V219L230 218L229 215H232L234 217L241 218V220H242L245 217V213H243L241 211V209H244V208H245V211L246 210L247 211L249 210L248 211V216H251V218H255V217L257 218L258 214L264 208V207H259L258 208V206L256 205V204H260V203H262L264 201V194L262 195V193H260V190L258 188L260 185H263V188H264L263 180H261V182H260V179L257 176L258 174H254L252 171L250 172L249 171V168H247L245 166V162L247 160L245 159V157H243L241 155V149H239V148L233 149L234 150V157H233V159L231 161H228L229 160V157H226V161L223 160V158L221 160H219V156H218L217 153L222 152V151L224 152L225 149L223 148L222 150H218L217 148H213V145H215L217 143V140H218L217 137H218V135L217 134H214V132H216V131H214L212 134L206 133L208 131ZM205 130H206V132H205ZM58 132H60V131H58ZM259 132H261V133L263 132L264 133V130H260ZM61 133L66 134L67 131H62ZM200 133L201 132H198L197 133L195 130H193L191 132L188 129L184 133V136H183L184 138H182L180 141H182V140L184 141L185 140L186 142H188L189 141L188 138H190L192 141H194V137L196 139H199L198 136H199ZM218 133H219L221 139L223 137L229 138L230 140L232 138H234V139L235 138H238V137H235L233 134L223 135L221 133V131H218ZM80 134L82 135V133H80ZM59 136H61V134H59ZM176 136H177L176 134H173L171 137L176 139ZM254 137L256 138V135H254ZM210 138H211V141H210ZM58 139L61 140V137H58ZM84 139H85V137L82 138V137H80V135L77 134L76 136H74L71 139V144L74 145V143L84 141ZM86 140L88 142H90L87 138H86ZM194 142H195V145L196 146L199 145L198 142L197 143H196V141H194ZM238 144L241 145V142L238 143ZM231 145H232V143H231ZM87 148H88L87 146L86 147H80V148H78V147H74L73 148L74 153H78V154H75L76 157H73L72 159H70V162L72 163L71 166H70L69 162L63 163L64 167L62 168L63 169L62 172L60 171L61 170L60 169L59 171H57L55 173V175H56V178H55L56 181H60V179L66 180L68 178L73 179V181H77L78 176H77V173H76V171H77L76 168L80 169V173H81V172H83V167L82 166H84V164L87 165V169L86 170H87V172L90 175L93 174L92 173L93 171H97L98 170V167L95 164L96 163L95 162L96 159L92 160V163H90L89 161L85 160V156L84 155L88 156L90 154V153H88V152L86 153V151H84V150H87ZM204 149H206V148H204ZM200 150H201L200 152H205V150H202V148ZM211 151H216V152H211ZM82 153H84V154H82ZM238 153L240 154V156L238 155ZM160 155L161 154H159V156ZM26 156H27V159H29V154L28 153H26ZM203 156H205V157H203ZM80 157H81L80 162L77 163V159L80 158ZM241 157L244 158V159H241ZM169 158H172L173 159V161H171V163L168 162V159ZM187 160H185V161H187ZM255 160L257 162V159L256 158H255ZM175 161L180 162L177 165V168L173 167V163ZM232 161H234V163ZM164 164L165 163H163V165ZM257 168L258 167H256V169ZM130 170L131 171L132 170H134V171H137L138 170V167L136 166L135 163H134V167H131ZM124 171H126V170H124ZM72 172H75V174H73ZM81 174H79V175L81 176ZM144 180H145V177H142L137 183H134V186H135L134 188L137 187V185H135V184H138L139 182L142 183ZM208 187L209 188H212L211 186H208ZM176 193L178 195H176ZM141 199H144V198H141ZM232 199H234L236 201V203L238 204V206H236L235 203H232ZM242 200L249 201L252 205L251 206H246V205H244L242 203ZM232 204L234 206H232ZM225 214H226V217L224 216ZM21 263L15 261V264H21ZM143 263H146L145 260H143Z\"/></svg>",
    "mask_w": 264,
    "mask_h": 264
},
{
    "label": "water",
    "instance_id": "5",
    "mask_svg": "<svg viewBox=\"0 0 264 264\" xmlns=\"http://www.w3.org/2000/svg\"><path fill=\"white\" fill-rule=\"evenodd\" d=\"M134 1V0H133ZM160 1V0H159ZM169 0H162V2H161V5H160V7H162L163 9H165V10H167V8H169L168 7V2ZM113 5H112V7H114L115 6V9L113 8V9H110V10H113V11H111L110 13H109V15H108V17L107 18H105L104 19V22H105V26H103V27H106V29H107V31H108V34H115L114 36H121L120 38H117V42H119V41H122V42H124V43H126L127 45H129V42H130V40L132 39V38H134V35L137 33L136 32V30H134V27H135V25H134V27H131L130 25H128V24H125L126 22L125 21H122V16H123V18H124V20H128V19H132V14L131 13H129L127 10L126 11H122L120 8H119V10L117 9V5H119L120 4V1H116V0H113ZM167 3V4H166ZM118 11H121V14L119 15V13H118ZM103 12L105 13V11H104V9H103ZM102 12V13H103ZM126 16H128L127 18H126ZM168 16V18H169V22H170V24H169V28L172 30V31H174V25L173 24H171V20H170V18H171V16H170V14L169 15H167ZM119 21H122V23H124L125 24V26H129V29L127 28V31L126 32H128L127 34H126V36L124 37L123 35H122V32H120V25H118V23L117 22H119ZM176 23V22H175ZM62 24V26H64L65 24H63V23H61ZM111 24V25H110ZM138 26L139 25H136V28L135 29H137V30H139L138 29ZM65 27H66V25H65ZM126 30V29H125ZM131 30H134V32H130ZM95 42V41H94ZM93 42V43H94ZM24 150H26L25 151V153H27L28 152V148L26 149V148H24Z\"/></svg>",
    "mask_w": 264,
    "mask_h": 264
},
{
    "label": "clouds",
    "instance_id": "6",
    "mask_svg": "<svg viewBox=\"0 0 264 264\" xmlns=\"http://www.w3.org/2000/svg\"><path fill=\"white\" fill-rule=\"evenodd\" d=\"M259 129H261V128H259Z\"/></svg>",
    "mask_w": 264,
    "mask_h": 264
}]
</instances>
